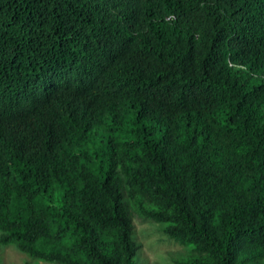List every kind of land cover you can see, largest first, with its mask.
<instances>
[{"label": "trees", "instance_id": "trees-1", "mask_svg": "<svg viewBox=\"0 0 264 264\" xmlns=\"http://www.w3.org/2000/svg\"><path fill=\"white\" fill-rule=\"evenodd\" d=\"M123 183L184 264L262 259L264 0H0V245L136 264Z\"/></svg>", "mask_w": 264, "mask_h": 264}, {"label": "rangeland", "instance_id": "rangeland-1", "mask_svg": "<svg viewBox=\"0 0 264 264\" xmlns=\"http://www.w3.org/2000/svg\"><path fill=\"white\" fill-rule=\"evenodd\" d=\"M121 191L123 203L127 206L128 215L132 220L136 264H184L196 259L210 260V257L206 253H200L194 244L171 237L166 231L165 222L156 221L141 211V208L159 207L158 202L140 189L132 198L127 183L122 184ZM239 253V261L247 259V254L256 257L263 253L262 259L251 260L248 264H264V245L242 246ZM26 261L31 264H60L28 257L14 245H0V264H25Z\"/></svg>", "mask_w": 264, "mask_h": 264}]
</instances>
